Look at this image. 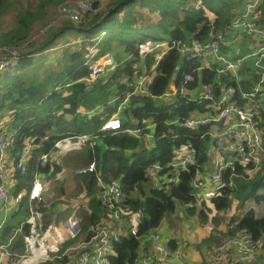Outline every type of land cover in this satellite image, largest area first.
Wrapping results in <instances>:
<instances>
[{"label": "trees", "instance_id": "obj_1", "mask_svg": "<svg viewBox=\"0 0 264 264\" xmlns=\"http://www.w3.org/2000/svg\"><path fill=\"white\" fill-rule=\"evenodd\" d=\"M7 1L0 0V15L7 10ZM64 1L40 0L37 9L24 14L17 27L0 34V53L4 48L22 47L17 62V69L21 72L13 76L0 75V120L12 116V125L17 127L15 152H19L32 136L39 138L48 135L45 141H35L25 172L15 176V192H27L36 172L42 176L39 180L49 186V194L54 199L65 193V183L58 178L63 172H72L92 161L96 172L81 173L74 177L73 196L82 195L77 208V214L81 216L78 235L64 239L56 250L43 255L42 260H25L21 264L76 263L80 251L73 250V246L80 240L88 241L99 225L110 221L107 207L98 198L97 175L105 183L120 181L125 197L120 206L141 215L137 235H120L112 246L113 254L106 257V264H139L140 257L146 251V233L157 229L165 215L174 213L178 204L187 205L189 213L198 209L199 214L203 215L208 211L204 200L198 202L201 196L194 192L191 182L196 177L203 181L214 169L210 153L211 139L200 138L197 132L171 124L173 119L187 116L193 110V104H180L178 107L157 104V100L167 91L169 82L176 78L174 66L183 65L174 49L168 51L156 66L154 80L148 87L150 95L130 96L128 107L119 112L117 106L133 90L135 78L154 64V52L140 51L142 47L149 46V42H146L149 38L160 40L166 37L171 41L196 36L199 31L206 35V25L210 19L214 21L215 32L221 31L228 36L225 29L241 2L237 4L233 0H224L222 5L214 9L209 6L211 0H200V8L194 6L198 0H110L101 11L91 13L85 24L59 21L41 39L30 41L39 27L56 18L55 7ZM263 9L261 6L251 19L261 28H264ZM47 12L49 15H46ZM66 30L72 31L70 37L59 38ZM77 37V42L73 43ZM59 43L62 45L58 49V57L47 62L42 54ZM150 44L159 43L154 41ZM254 46L255 41L244 34L240 39L238 54L250 53ZM91 47L97 49L92 57L89 52ZM105 53L112 55L115 67L91 85L83 82L87 71L84 64ZM251 64L252 59L247 66L251 68ZM239 74L242 80L248 78L250 82L258 78L252 71ZM200 77L204 83L214 87L231 83V76L221 77L209 70L202 71ZM57 86L60 87L54 90ZM97 107L101 110L86 113ZM205 107L202 104L199 110L206 111ZM114 114L121 121V130L101 131L103 123ZM142 118L155 125L151 142L138 139L126 131L141 127ZM260 121L264 122V111ZM262 131L264 137V123ZM81 135L96 138L81 139ZM176 135L178 139H175ZM78 138L81 140L80 145L74 151H68L58 161L49 157L47 164H40L39 157L54 151L60 141ZM91 141L93 146L90 145ZM185 143L192 144L196 162L187 171L168 169L166 166L172 159V150ZM156 164L162 167L156 175L153 169L151 172L146 171ZM249 166L251 163L244 166L236 162L232 170L223 173L222 179L228 182L231 172L243 174ZM63 167L68 169L63 170ZM232 180V187L225 186L210 193L209 201L217 209H227L231 195H236L241 203L249 198H253L256 204L264 203V193L257 194L264 185V162L262 169L249 181L239 177ZM59 203L51 201V196L45 193L44 199L34 205L42 212L45 229L58 225V220L65 219L75 209L73 204L66 205L67 209L62 210L64 213H60L56 220L50 214L57 215L55 207ZM48 206L52 208L50 212L47 211ZM28 214L27 198L24 196L22 202L6 216L0 232V245L8 242L13 229L18 228ZM124 223L128 225V222ZM114 224L119 222L114 221ZM231 225L226 235L232 237L246 232L251 234L254 241H261L264 210L262 215H257L253 208L245 210L242 218ZM32 226L28 223L17 233L13 238L14 244L10 245L11 251L19 254L28 251ZM168 246L174 249L178 247V242L171 239ZM262 257L264 259V252ZM3 261L2 264H8L6 259ZM202 264L211 263L204 261Z\"/></svg>", "mask_w": 264, "mask_h": 264}, {"label": "built area", "instance_id": "obj_2", "mask_svg": "<svg viewBox=\"0 0 264 264\" xmlns=\"http://www.w3.org/2000/svg\"><path fill=\"white\" fill-rule=\"evenodd\" d=\"M110 0H67L55 7L56 18L45 22L38 31L31 37L30 41L41 39L59 21H69L74 24H82L93 12L101 11ZM231 1V0H229ZM237 4L241 2L239 9L227 25L225 31L215 32L214 21L206 25L208 31L205 34L197 32L196 36L171 40L155 44L147 49L154 52L155 61L152 67L139 74L133 82V90L119 103L117 111L128 107V99L132 95H150L148 87L155 77V68L164 55L174 49L182 64L174 66L176 78L169 82L167 91L162 98H174L172 106L180 104H193V110L184 117L171 121L172 125H179L187 131L199 133L200 138L208 137L210 141V153L214 161V169L201 181L196 177L191 182L194 192L202 193L207 187L212 190H219L222 187H232L233 178L239 177L245 181L250 180L259 170L264 162V137L260 121L264 111V28L252 21L253 15L261 6L264 7V0H233ZM195 8H200V0L195 3ZM264 20V9H263ZM247 35L255 41V48L250 53H240L239 43L243 35ZM28 41V42H30ZM0 53V75L8 72L14 75L18 72L17 62L21 57L22 47H10L2 49ZM97 49L91 47V57ZM144 51V50H142ZM252 59L251 68L247 67L248 61ZM86 75L82 81L88 85L93 84L102 74L115 67L112 55L103 54L97 58H91L84 64ZM254 72L258 75L255 82L248 78L241 79L239 71ZM204 70L215 72L221 77L231 76L230 84H222L214 87L204 83L200 74ZM246 73V74H247ZM234 83V84H233ZM246 84V86H245ZM60 86L54 88L57 90ZM114 98L112 101H114ZM205 104L206 111H200L199 107ZM97 107L87 114L100 111ZM141 127L127 129L126 131L138 139L151 142L153 139L154 123L142 118ZM122 124L116 114L108 118L102 125L101 131L110 132L121 130ZM17 127L12 125V116L0 120V232L5 223L6 216L19 205L24 196L27 198L29 214L21 220L18 228L13 231L12 237L6 244L0 245V261L7 260L8 264H21L25 260L42 259L36 253L18 254L10 250L13 238L24 229V226L31 223L30 237L40 236L50 229V234L55 232L51 227L45 229L43 215L34 205L44 199L45 185L39 180L41 177L35 172L29 190L27 192H15V176L23 174L26 165L34 149V143L38 139L45 141L48 135L43 137L32 136L25 146L19 151H14V139ZM81 139L90 140L96 136L81 135ZM178 139V136H175ZM93 141L90 145L93 146ZM50 153L42 154L39 157L40 164L48 163ZM196 162L195 152L191 143H185L172 150V159L166 166L168 169L187 171L188 167ZM244 166L251 163L243 174L230 173L228 182L222 179L227 170H232L235 164ZM154 170L155 174L162 169L159 164L147 168V172ZM96 172L94 161L89 165L77 168L76 173ZM97 186L99 187L98 198L107 207L110 221L102 223L94 231L88 241H82L77 248L79 250L75 264H106V257L113 254L112 246L119 240L122 234L137 235L138 225L141 221L139 212H132L124 209L120 204L125 200L122 193L121 182L113 180L105 183L97 175ZM75 209L64 221V228L68 237H76L80 231L81 216L77 214L79 203L73 201ZM118 221L119 224H113ZM128 222V225L124 223ZM145 236L149 250L140 257L139 264H188L189 256L184 249L178 247L172 249L170 246L161 243V236L158 232H148ZM73 237V238H74ZM264 240V234L261 241ZM261 241H254L250 233L242 232L231 237L227 242L217 245L214 248V261L211 264H248L254 254L260 248ZM180 249V250H179ZM2 260V261H3Z\"/></svg>", "mask_w": 264, "mask_h": 264}, {"label": "rangeland", "instance_id": "obj_3", "mask_svg": "<svg viewBox=\"0 0 264 264\" xmlns=\"http://www.w3.org/2000/svg\"><path fill=\"white\" fill-rule=\"evenodd\" d=\"M223 2L224 0H211L209 1V6L216 9L218 5L220 4L222 5ZM39 3L40 0H8L6 4L7 10L5 9L6 11L0 15V34L11 30L13 27H17L20 18H22V16L27 12L35 11ZM203 6L207 9L205 5ZM47 14L49 15L48 12L46 13V15ZM89 17L86 22L89 21ZM71 32L72 31L70 30H66L65 33L59 36V38H68L70 37ZM78 38L79 37H77L76 40L73 41V43L77 42ZM154 41H156V43H163L164 44L163 46L165 47L166 42L168 40L166 37L160 40H153L149 38L148 41L146 42H149L148 45H151L150 43ZM61 45L62 44L59 43L42 54V56L45 57L47 62H52L55 60V58L58 57L57 55L60 53L58 49L61 47ZM148 48L149 47L146 46L142 47L140 49L141 53H149L147 51ZM105 54L111 55L110 53H105ZM20 72L21 71L19 70L16 74ZM4 74L13 76L8 72H5ZM173 102H174V98H169V97L157 100V104H166L170 106H172ZM80 141L81 140L79 138L74 140L60 141L57 144L56 149L50 152L49 154L50 159H55L57 161L60 160V158L66 153H68V151H74L80 145ZM67 169L68 168L63 167V170H67ZM76 169H74L72 172L69 173L63 172L61 175H59L58 177L59 181H64L65 183V193L61 194L59 197L56 196V198L52 199L53 195L49 194V186L47 187L45 185L46 186L45 193L51 196V201L61 202L55 207V209H57L55 213L58 212L57 215L53 216L52 213L50 214V217L55 218L56 220L57 217H59L58 215L60 213H64L61 211L67 209L65 207L66 205L72 204L73 201L79 203L78 199L82 198V195L80 194L76 197L73 196V193L75 191V190L73 191L75 186L74 177L75 175H78V173H76ZM41 177H39V179ZM259 193H264V185L257 192V194ZM202 200L206 202V207L208 210L203 215L199 214L198 209H196L193 213H189L186 210L187 205L178 204L174 213L165 215L163 221L158 227L159 228L158 231H154V230L150 231V232H158L159 234H161L160 236L162 237V242L164 243H167L168 240H170L171 238L176 239L180 244H184V245L189 242L190 244L189 251L191 257L189 258L188 264H202L205 261V258L203 257V251L207 248V244H209V247H213L220 244L222 242L221 240H228L229 235H226V231L228 230L229 226H232L230 223L228 224L229 217H233V224H234L238 222L243 216V212L240 211L248 210L252 206V208L257 211V215H261L264 210L263 202L256 204L255 203L256 201L253 198H249L246 199L244 203H241L240 200L236 197V195L230 196V204L227 207V209H223V210H219L213 204H211L208 197L203 198L202 196L201 201ZM252 201L255 204L252 203ZM47 209H48L47 211L50 212L52 208L48 206ZM67 217L65 219L61 218L60 220H58V225L51 226V228L55 232L54 235H51L49 232L50 229L49 230L47 229V231L43 232L40 236L34 238L31 237L29 241L30 248L24 254L31 252L32 253L45 252L43 255H46L47 253L46 251L56 250L58 244L61 243L64 238L68 237V233L64 228V221L67 219ZM14 230L15 229H13V231ZM73 237L74 236H71L69 238H73ZM80 243L81 240L77 244H75L73 248H77L80 245ZM33 260H38V259H30L29 261H33Z\"/></svg>", "mask_w": 264, "mask_h": 264}, {"label": "crops", "instance_id": "obj_4", "mask_svg": "<svg viewBox=\"0 0 264 264\" xmlns=\"http://www.w3.org/2000/svg\"><path fill=\"white\" fill-rule=\"evenodd\" d=\"M146 47H151L150 45L149 46H146ZM247 66V65H246ZM248 67V66H247ZM240 73H243V74H246L247 72H244L242 69L239 71ZM214 192V189L212 190V187H207L206 188V190H204L202 193H200V196H201V198H202V196H203V198L204 197H208L209 198V196H210V193H213ZM252 203H254L253 201H252ZM255 204V203H254ZM251 208H252V206H251ZM13 210V209H12ZM11 210V211H12ZM10 211V212H11ZM240 212H243L244 213V211H240ZM262 214H263V212H262ZM261 214V215H262ZM231 222V223H230ZM233 224V217H229L228 218V224ZM159 230V228H157V229H155L154 231H158ZM161 235V234H160ZM17 236V235H16ZM15 236V237H16ZM14 237V238H15ZM228 237H230V236H228ZM67 238V237H66ZM66 238H64V239H66ZM231 238V237H230ZM230 238H228V240L230 239ZM63 239V240H64ZM171 239H174V238H171ZM170 239V240H171ZM15 239H13L12 241H14ZM170 240H168V242L167 243H164V242H162V237H161V243L162 244H165V245H168V243H169V241ZM176 240V239H175ZM228 240H221L222 242L220 243V244H222V243H225V242H227ZM177 241V240H176ZM178 242V241H177ZM220 244H218V245H220ZM12 245H13V242H12ZM209 244H207V248L203 251V257L205 258V261H207V263H212L213 261H214V248L217 246H213V247H209L208 246ZM189 246H190V244H189V242L188 243H186L185 245L184 244H180L179 242H178V248H180V249H184L187 253H188V256H189V258L191 257V255H190V251H189ZM12 247V246H11ZM146 250H149V244H147L146 243ZM179 249V250H180ZM48 251H53V250H48ZM48 251H46V252H48ZM263 252H264V240L261 242V245H260V248H259V250L254 254V256L251 258V260H250V262L248 263V264H262L263 263V261H264V259H263ZM16 253V252H15ZM34 253V252H33ZM45 252H42V253H37L36 252V254H38L41 258H43V254H44ZM3 260V259H2ZM2 260L0 261V264H2ZM4 262V261H3ZM194 263V262H193ZM264 264V263H263Z\"/></svg>", "mask_w": 264, "mask_h": 264}, {"label": "clouds", "instance_id": "obj_5", "mask_svg": "<svg viewBox=\"0 0 264 264\" xmlns=\"http://www.w3.org/2000/svg\"><path fill=\"white\" fill-rule=\"evenodd\" d=\"M198 1H199V0H198ZM196 2H197V1H196ZM196 2H195V3H196ZM167 40H168V39H167ZM168 41H169V40H168ZM168 41H167V42H168ZM18 71H19V70H18ZM2 74H4V73H2ZM2 74H1V75H2ZM261 169H262V165H261V167H260V170H261ZM254 176H255V175H254ZM254 176H253V177H254ZM253 177H252V178H253ZM248 181H249V180H248ZM217 191H219V190H217V189L214 190V192H217ZM199 201H201V197L198 199V202H199ZM232 237H233V236H232Z\"/></svg>", "mask_w": 264, "mask_h": 264}, {"label": "water", "instance_id": "obj_6", "mask_svg": "<svg viewBox=\"0 0 264 264\" xmlns=\"http://www.w3.org/2000/svg\"><path fill=\"white\" fill-rule=\"evenodd\" d=\"M106 14V13H105Z\"/></svg>", "mask_w": 264, "mask_h": 264}]
</instances>
